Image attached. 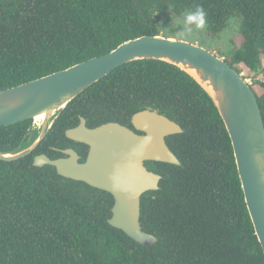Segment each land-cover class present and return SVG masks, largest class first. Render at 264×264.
Returning <instances> with one entry per match:
<instances>
[{
    "label": "trees",
    "instance_id": "16d2710c",
    "mask_svg": "<svg viewBox=\"0 0 264 264\" xmlns=\"http://www.w3.org/2000/svg\"><path fill=\"white\" fill-rule=\"evenodd\" d=\"M197 6L212 35L237 20L241 42L224 60L257 73L264 0H0V90L160 34L165 14ZM256 82L264 124V81ZM146 108L182 128L166 137L180 164L148 162L161 175L140 200L141 227L157 238L151 249L109 224V192L84 195L83 182L32 164L38 153L61 155L52 146H70L65 130L80 116L94 126ZM32 123L0 126V151L24 143ZM0 264H264L228 131L202 86L164 60L124 63L73 98L30 154L0 160Z\"/></svg>",
    "mask_w": 264,
    "mask_h": 264
},
{
    "label": "water",
    "instance_id": "95a60500",
    "mask_svg": "<svg viewBox=\"0 0 264 264\" xmlns=\"http://www.w3.org/2000/svg\"><path fill=\"white\" fill-rule=\"evenodd\" d=\"M138 59H159L192 76L216 106L228 131L245 202L255 234L264 252V124L251 86L228 63L211 50L161 34L128 39L105 54L67 68L0 90V126L33 119L24 143L0 151V160L12 161L30 154L52 128L67 104L80 92L116 67ZM42 115L39 124L35 117ZM132 123L142 134L114 121L87 127L85 119L68 128L65 135L90 146L85 162L70 148L68 157L46 154L33 157L34 166L52 165L58 174L81 180L114 197L110 225L151 249L157 238L140 224V200L144 192L158 189L161 175L147 169L145 160L179 165L165 141L181 133V126L156 109L133 114ZM33 131H37L33 135Z\"/></svg>",
    "mask_w": 264,
    "mask_h": 264
},
{
    "label": "rangeland",
    "instance_id": "374dc122",
    "mask_svg": "<svg viewBox=\"0 0 264 264\" xmlns=\"http://www.w3.org/2000/svg\"><path fill=\"white\" fill-rule=\"evenodd\" d=\"M188 13V12H186ZM180 16L174 15L168 12L161 18V35L166 37H171L175 39L185 40L191 43L199 44L221 58H230V53L240 44L241 37L238 34V23L235 18L228 21L226 27L217 35L210 34L206 25L202 30H195L190 34L180 35V31L183 27L184 15ZM240 69V74L248 84L253 85L258 93L262 92V87L256 81H264L263 68L264 59L260 63L259 71L253 73L248 71L246 68L238 66ZM33 135H36L37 131H33Z\"/></svg>",
    "mask_w": 264,
    "mask_h": 264
},
{
    "label": "flooded vegetation",
    "instance_id": "af4514ba",
    "mask_svg": "<svg viewBox=\"0 0 264 264\" xmlns=\"http://www.w3.org/2000/svg\"><path fill=\"white\" fill-rule=\"evenodd\" d=\"M138 112V111H137ZM136 113V112H135ZM134 114V113H133ZM133 114L131 115V117H130V119L128 120V121H125V122H120V121H117V120H109V121H114V122H118V123H120V124H122V125H124V126H126V127H128V128H130L131 130H133L134 132H136V133H138V134H142L143 132L142 131H140V130H138V129H136L135 127H134V125H133V123H132V116H133ZM80 118H81V116L79 117V122H80ZM84 118V117H83ZM85 119V118H84ZM109 121H106V122H109ZM78 122V123H79ZM102 123H105V122H102ZM102 123H100V124H102ZM85 124H86V126L87 127H90V128H92V127H95V126H97V125H100V124H97V125H94V126H89L88 124H87V121L85 120ZM78 125V124H77ZM76 126V125H75ZM66 131V130H65ZM67 137V136H66ZM167 137V136H166ZM166 137H165V141H166ZM68 138V137H67ZM70 139V138H69ZM72 140V139H71ZM52 148L53 149H55V150H57L58 152H60L61 153V155H57V156H55V154H53V155H51V156H49V155H47L49 158H51V159H56V158H60V157H68L69 155H67V154H65L64 152H62V150H64V149H67V148H70V149H72L73 151H75V153L77 154V156H78V162H80V163H83V162H85L86 160H87V158H88V155H89V151H90V146L88 145V144H86V143H84V142H80V141H76V140H72V142L70 143V146H67V147H55V146H52ZM38 154H42V153H38ZM43 154H45V153H43ZM53 156V157H52ZM150 161H154V160H145L144 161V165L147 167V169H149V170H152V169H150L149 168V166H148V162H150ZM46 165V164H45ZM55 170H56V168H55ZM153 171V170H152ZM56 172H57V170H56ZM153 172H155V171H153ZM58 173V172H57ZM157 173V172H156ZM159 174V173H158ZM60 175V174H59ZM62 176V175H61ZM64 177V176H63ZM66 178H68V177H66ZM70 179H72V178H70ZM161 179V178H160ZM74 180H76V179H74ZM78 181H81V180H78ZM160 181V180H159ZM81 182H83L85 185H83V189L85 190V192L86 193H83L84 195H91V196H93V191H96V189H100V188H98V187H95V186H93V185H90L89 183H87V182H84V181H81ZM158 186H159V183H158ZM103 190V189H102ZM149 191V190H148ZM108 192V191H107ZM111 194V193H110ZM112 195V194H111ZM112 198H113V204H114V197H113V195H112ZM113 206V205H112ZM112 206H111V209H112ZM111 215H112V212H111Z\"/></svg>",
    "mask_w": 264,
    "mask_h": 264
},
{
    "label": "clouds",
    "instance_id": "9594fccd",
    "mask_svg": "<svg viewBox=\"0 0 264 264\" xmlns=\"http://www.w3.org/2000/svg\"><path fill=\"white\" fill-rule=\"evenodd\" d=\"M206 11L197 6L194 11H190L184 15L183 27L180 35L190 34L195 30H202L206 25Z\"/></svg>",
    "mask_w": 264,
    "mask_h": 264
},
{
    "label": "bare ground",
    "instance_id": "6f19581e",
    "mask_svg": "<svg viewBox=\"0 0 264 264\" xmlns=\"http://www.w3.org/2000/svg\"><path fill=\"white\" fill-rule=\"evenodd\" d=\"M42 115H38L35 117V121L39 124V122L41 121Z\"/></svg>",
    "mask_w": 264,
    "mask_h": 264
},
{
    "label": "built area",
    "instance_id": "2783aa9c",
    "mask_svg": "<svg viewBox=\"0 0 264 264\" xmlns=\"http://www.w3.org/2000/svg\"><path fill=\"white\" fill-rule=\"evenodd\" d=\"M239 74H240V72H238ZM240 76H241V74H240ZM242 77V76H241ZM243 78V77H242ZM244 80H245V78H243ZM245 82H247L246 80H245ZM248 83V82H247ZM250 85V84H249Z\"/></svg>",
    "mask_w": 264,
    "mask_h": 264
}]
</instances>
